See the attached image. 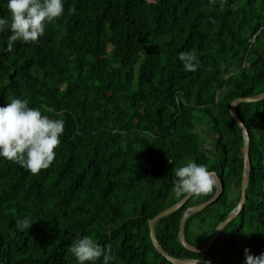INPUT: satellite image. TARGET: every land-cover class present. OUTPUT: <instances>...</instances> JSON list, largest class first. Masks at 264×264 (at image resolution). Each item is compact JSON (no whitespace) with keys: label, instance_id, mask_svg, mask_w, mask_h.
<instances>
[{"label":"trees","instance_id":"trees-1","mask_svg":"<svg viewBox=\"0 0 264 264\" xmlns=\"http://www.w3.org/2000/svg\"><path fill=\"white\" fill-rule=\"evenodd\" d=\"M64 9L36 41L9 49L11 12L0 0L9 20L0 106L19 97L65 121L47 169L0 157V264H76L72 246L84 235L110 246L112 264H172L152 245L148 220L187 194L174 190L177 168L206 164L224 185L187 219L190 245L204 246L238 204L243 137L229 107L264 92V0H65ZM182 51L196 52V71ZM235 111L249 134L246 202L205 253L185 249L178 230L215 187L159 220L156 238L174 258L244 264L246 248L264 252V100ZM24 217L28 230L17 223Z\"/></svg>","mask_w":264,"mask_h":264},{"label":"clouds","instance_id":"clouds-1","mask_svg":"<svg viewBox=\"0 0 264 264\" xmlns=\"http://www.w3.org/2000/svg\"><path fill=\"white\" fill-rule=\"evenodd\" d=\"M11 12V35L8 48L18 39L36 41L46 30L47 24L64 14L65 0H6ZM72 11H75L74 9ZM9 29V20L0 16V33ZM187 71H196L200 61L195 51H182L178 56ZM65 121L42 114L41 110L29 106L26 99L14 98L0 106V157L15 161L33 174L47 169L56 157L54 149L61 143ZM174 190L177 195L207 194L217 184V178L206 164L189 160L176 169ZM20 229H30L33 222L24 217L19 220ZM219 224L216 226L218 227ZM215 227V228H216ZM76 264L95 262L102 257V264H112L116 257L110 246H101L92 237L84 235L72 246ZM244 264H264V252L253 255L245 249Z\"/></svg>","mask_w":264,"mask_h":264},{"label":"water","instance_id":"water-1","mask_svg":"<svg viewBox=\"0 0 264 264\" xmlns=\"http://www.w3.org/2000/svg\"><path fill=\"white\" fill-rule=\"evenodd\" d=\"M261 100H264V92L262 94L246 97V98H238L235 99L229 107V112L234 119V121L239 125L242 137H243V147H242V154H243V171L241 176V183H240V197L238 204L235 206L233 210H231L226 218L221 221L218 227H216L209 237L207 243L202 247H194L190 245L186 239H185V223L189 217H191L194 214L199 213L200 211L204 210L209 205L215 203L223 194L224 191V185L220 181L219 177L215 172H212L213 175L217 178V184L215 186L216 191L214 195L208 199L207 201L187 208L181 218L180 224H179V230H178V240L179 243L188 251L194 252V253H205L209 250L212 243L218 238L220 233L223 231V229L232 221L234 220L238 214L240 213L241 209L244 206V203L246 202V191L248 187L249 177H250V159H249V134L248 130L246 129L245 125L241 122L237 112L235 111V107L239 103H256ZM194 194H186L180 201L173 204L172 206L168 207L158 215H156L154 218L148 220V226H149V235L152 242V245L154 246L155 250L162 255L164 258H166L169 262L172 264H220L216 263L210 260H198V259H186V258H174L166 253V251L161 247L159 244L156 234H155V226L159 220L162 218L170 215L171 213L177 211L178 209L182 208L183 205L193 196Z\"/></svg>","mask_w":264,"mask_h":264},{"label":"rangeland","instance_id":"rangeland-1","mask_svg":"<svg viewBox=\"0 0 264 264\" xmlns=\"http://www.w3.org/2000/svg\"><path fill=\"white\" fill-rule=\"evenodd\" d=\"M150 1V0H149ZM237 191H238V186L237 185H235V186H233L232 187V194H233V196L235 195H237Z\"/></svg>","mask_w":264,"mask_h":264}]
</instances>
